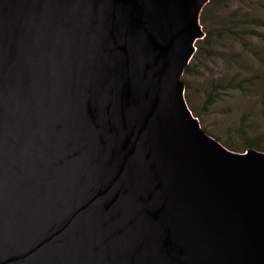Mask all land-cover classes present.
I'll list each match as a JSON object with an SVG mask.
<instances>
[{
  "label": "water",
  "instance_id": "95a60500",
  "mask_svg": "<svg viewBox=\"0 0 264 264\" xmlns=\"http://www.w3.org/2000/svg\"><path fill=\"white\" fill-rule=\"evenodd\" d=\"M208 1L0 0V264H264V153L184 100Z\"/></svg>",
  "mask_w": 264,
  "mask_h": 264
},
{
  "label": "rangeland",
  "instance_id": "374dc122",
  "mask_svg": "<svg viewBox=\"0 0 264 264\" xmlns=\"http://www.w3.org/2000/svg\"><path fill=\"white\" fill-rule=\"evenodd\" d=\"M199 25L208 45L195 43L181 77L188 109L233 152L264 150V0H209Z\"/></svg>",
  "mask_w": 264,
  "mask_h": 264
},
{
  "label": "trees",
  "instance_id": "16d2710c",
  "mask_svg": "<svg viewBox=\"0 0 264 264\" xmlns=\"http://www.w3.org/2000/svg\"><path fill=\"white\" fill-rule=\"evenodd\" d=\"M207 34H205L204 33V37L202 38V40H200V41H202L203 42V44L204 45H208V43H207V41H208V38H207ZM197 50V49H196ZM187 71H188V68H185V71H184V73H187ZM209 104H210V101L208 102ZM190 110V109H189ZM216 140V139H215ZM216 141H218V140H216ZM219 142V141H218ZM220 143V142H219ZM224 148H226L227 150H229V151H232V150H230L229 148H228V146L226 145V144H224V143H220ZM246 148L247 149H253V150H255V151H258V152H262V153H264V150H261V149H259L256 145H254L253 143H248V145L246 144ZM246 149V150H247ZM233 152V151H232Z\"/></svg>",
  "mask_w": 264,
  "mask_h": 264
}]
</instances>
